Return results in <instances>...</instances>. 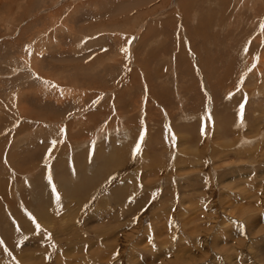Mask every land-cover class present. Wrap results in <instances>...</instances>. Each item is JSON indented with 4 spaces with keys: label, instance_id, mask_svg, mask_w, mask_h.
I'll use <instances>...</instances> for the list:
<instances>
[{
    "label": "rangeland",
    "instance_id": "rangeland-1",
    "mask_svg": "<svg viewBox=\"0 0 264 264\" xmlns=\"http://www.w3.org/2000/svg\"><path fill=\"white\" fill-rule=\"evenodd\" d=\"M0 264H264V0H0Z\"/></svg>",
    "mask_w": 264,
    "mask_h": 264
},
{
    "label": "snow or ice",
    "instance_id": "snow-or-ice-1",
    "mask_svg": "<svg viewBox=\"0 0 264 264\" xmlns=\"http://www.w3.org/2000/svg\"><path fill=\"white\" fill-rule=\"evenodd\" d=\"M136 151H137V152H139V151H140V148H139V147H137V148H136ZM57 198L59 199V195H57ZM36 226H37V228H39V227H40V226H39V224H37Z\"/></svg>",
    "mask_w": 264,
    "mask_h": 264
},
{
    "label": "bare ground",
    "instance_id": "bare-ground-1",
    "mask_svg": "<svg viewBox=\"0 0 264 264\" xmlns=\"http://www.w3.org/2000/svg\"><path fill=\"white\" fill-rule=\"evenodd\" d=\"M210 209V208H209Z\"/></svg>",
    "mask_w": 264,
    "mask_h": 264
}]
</instances>
